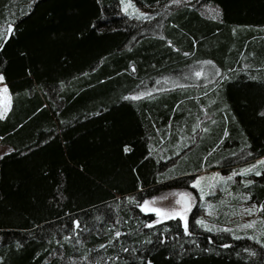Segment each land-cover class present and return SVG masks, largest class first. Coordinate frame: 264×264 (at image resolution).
Returning <instances> with one entry per match:
<instances>
[{"label":"trees","instance_id":"16d2710c","mask_svg":"<svg viewBox=\"0 0 264 264\" xmlns=\"http://www.w3.org/2000/svg\"><path fill=\"white\" fill-rule=\"evenodd\" d=\"M129 1L0 0V264H264L263 235L141 208L264 159V0ZM234 178L264 220V167Z\"/></svg>","mask_w":264,"mask_h":264},{"label":"rangeland","instance_id":"374dc122","mask_svg":"<svg viewBox=\"0 0 264 264\" xmlns=\"http://www.w3.org/2000/svg\"><path fill=\"white\" fill-rule=\"evenodd\" d=\"M190 2L191 0H179V2L170 0L166 6L172 7ZM124 9L136 11V8L129 0H125ZM200 10L210 18H218L219 16V9L212 4H202ZM198 66L195 69L193 67L192 72L187 75L190 76L192 74L191 77L196 80V83L200 77L213 75L209 69H206L207 64H199ZM197 73H200V75L198 76ZM183 79L180 82L181 86L187 84L185 82L187 78ZM10 102L11 99L7 88L3 80H0L1 116L7 112ZM205 109L204 107L202 110L204 113L203 117L195 123L197 128L201 130L200 136L206 133V122L212 119L211 115L209 116ZM190 141L191 136L187 143H190ZM8 151V146L0 144V157ZM263 167L264 159H259L238 168L230 169L228 173H221L217 170L199 172L193 176L188 185L171 187L158 195L145 199L141 208L144 212H153L156 214L157 220L160 221L172 217H180L185 221L191 213H195V220L201 228L223 232L225 234L228 233L231 236L251 237L255 239V242L254 240L253 242L260 246L262 241L261 236H264V220H262L260 207L249 202L250 193L243 192L242 190L235 191L237 185L233 183V180H237L234 177L238 174L258 175ZM238 179L240 180L241 178ZM243 181L249 182L250 180L246 177L243 178ZM181 193L187 194L189 198L188 206L183 203L182 197L180 196ZM145 201L149 202L147 207H145ZM152 209H161L169 213V215L157 214ZM173 213L177 214L173 215ZM249 224L252 226L245 227V225Z\"/></svg>","mask_w":264,"mask_h":264},{"label":"crops","instance_id":"0c3cea01","mask_svg":"<svg viewBox=\"0 0 264 264\" xmlns=\"http://www.w3.org/2000/svg\"><path fill=\"white\" fill-rule=\"evenodd\" d=\"M214 76H216V74L212 75L211 77L213 78ZM211 77L206 76V77H200V78L209 79ZM5 87H6V85H5ZM156 96L157 95L154 94L153 90H150L149 88H147V89L139 90L138 92H136L134 95H132V99H133V102L135 104H137V103H140L143 101H149L151 99L153 100ZM10 107H11V102L9 104V108H8L7 112L9 111ZM7 112L3 116L0 115V117H4L7 114ZM5 146H7V145H5ZM8 149H9V151L11 150V148L9 146H8Z\"/></svg>","mask_w":264,"mask_h":264},{"label":"snow or ice","instance_id":"6c2138e0","mask_svg":"<svg viewBox=\"0 0 264 264\" xmlns=\"http://www.w3.org/2000/svg\"><path fill=\"white\" fill-rule=\"evenodd\" d=\"M174 2H179V0H174ZM197 75L199 76L200 73H197ZM2 79H3V77H0V80H2ZM5 91H6V89H5ZM126 151H127V149H126ZM258 174H259V173H258ZM229 179H230V178H229ZM180 196H181L182 198H184V197L187 196V194L181 193ZM148 203H149V202L145 201V207H147ZM152 211H155L157 214L169 215V213H166V212H164V211L161 210V209H152ZM175 214H177V213H173V215H175ZM251 226H252L251 224H249V225H245V227H251ZM185 227H187V225H185ZM117 235H119V234H117Z\"/></svg>","mask_w":264,"mask_h":264},{"label":"water","instance_id":"95a60500","mask_svg":"<svg viewBox=\"0 0 264 264\" xmlns=\"http://www.w3.org/2000/svg\"><path fill=\"white\" fill-rule=\"evenodd\" d=\"M182 200H183V203H184L186 206L189 205V198H188V196L182 198Z\"/></svg>","mask_w":264,"mask_h":264}]
</instances>
